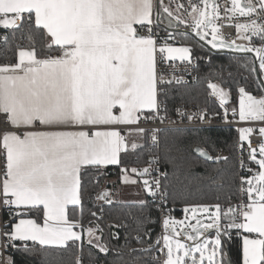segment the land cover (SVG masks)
I'll list each match as a JSON object with an SVG mask.
<instances>
[{
  "label": "snow or ice",
  "instance_id": "6c2138e0",
  "mask_svg": "<svg viewBox=\"0 0 264 264\" xmlns=\"http://www.w3.org/2000/svg\"><path fill=\"white\" fill-rule=\"evenodd\" d=\"M165 14L169 26L177 29L167 39L187 36L178 31L184 26L197 42L206 41L212 49L255 53L252 66L240 57L235 62L249 75L264 77V0H228L223 16L217 0H188L186 4L169 0V5L163 0H0V26L13 33L25 29L28 40L27 46L16 44L14 63L0 64V209L9 216L0 225V249L22 246L31 251L28 242H32L44 250L72 242L82 252L86 242L104 256L112 252V264H148L149 259L151 264H233L229 244L235 233L242 238L238 264H264V84L260 96L239 87L238 111L231 109L233 117L238 115L237 123L251 125L238 128L236 142L240 169L250 174L239 177L236 192L230 191L223 202L217 196L213 205H186L184 212L192 213L186 218H194V223L163 214L162 232L153 240L145 223L148 217L143 215L149 202L161 213L168 207L171 182L161 165L175 171L179 163L192 167L191 161L150 155L143 167H120V183L141 185L150 198L135 202L141 216L131 239L141 246L128 247L127 258L119 248L110 247L111 240L120 239L119 232L105 239L106 227H121L103 223L105 206L117 203L113 192L105 187L94 197L85 195V176L90 170L97 173L95 187L103 169L121 166L122 154L144 147L130 137L159 144V127L140 126L168 119L167 92L162 86L173 80H165L162 74L158 80L157 51L167 54L164 60L192 64L191 46L157 47L154 24L158 27ZM237 14L245 22L230 26L235 27L236 38L247 44L224 39L217 23L232 21ZM253 37L259 38L258 46ZM8 40L7 35L0 37L6 45ZM173 79L182 85V78ZM207 87L227 120L229 91L211 81ZM176 112L190 122L208 117L207 110L177 108ZM253 137L258 138L255 146ZM192 151L206 162L228 159L212 156L199 145ZM245 151L256 168L245 163ZM212 171L206 169V178L222 184ZM86 198L99 208V213L88 210L87 227ZM0 264L13 262L7 257ZM75 264H82L80 255Z\"/></svg>",
  "mask_w": 264,
  "mask_h": 264
},
{
  "label": "trees",
  "instance_id": "16d2710c",
  "mask_svg": "<svg viewBox=\"0 0 264 264\" xmlns=\"http://www.w3.org/2000/svg\"><path fill=\"white\" fill-rule=\"evenodd\" d=\"M163 30L162 27H156ZM181 28H185L182 27ZM185 30H189L185 28ZM2 36L7 35L8 44L0 41V64L14 63L16 60V44L27 46V33L25 29L16 31L0 30ZM21 32L25 33V38L21 39ZM187 32V31H179ZM177 33V31H173ZM187 36L175 35V41L167 40L166 43H173L176 45H185L192 47V59L195 62V71L197 74V81L194 84H169L166 86L167 98L166 103L168 107V114H172L177 104L196 105L198 107L207 108L210 111H219V107L208 98L209 81L217 83L219 86L228 90L230 105L237 103V96L239 87H245L246 90L253 95L260 96V85L255 75H249L240 64H237L236 58L240 57L246 60L250 66L253 65V59L250 55L245 53H232L225 50H218L212 52L205 49L200 41L194 38V34L190 31ZM36 43L40 45L39 36L36 37ZM39 50V47H38ZM53 54V53H52ZM164 99V97H163ZM141 147L135 151L130 150L127 154H122L121 166L144 165L148 157L152 153L158 154L161 158L166 155L176 158L178 161H191L192 167L188 163H179L177 169L167 165H162L164 169L169 172V180L171 187L169 188V202L168 205L176 209V214L180 216L182 210L186 205L193 204H208L213 205L217 203V196L223 197L229 192H236V169L238 152L236 150V133L232 128H197V129H165L161 132L160 143L156 148L148 146L142 140ZM196 145L203 147L214 156L220 150L229 152L228 159L220 162L208 161L197 156L192 148ZM121 166H107L100 174L99 184L95 185L97 173L95 170H90L85 176V185L87 191L86 197L90 194L95 196L96 193L107 188L108 182L118 174V169ZM206 169L213 170L211 175L214 178L222 180V184L214 183L212 180L206 178ZM219 170L218 172L215 170ZM116 186V185H115ZM115 188V187H114ZM146 199H148L146 197ZM117 203L112 207L105 206L104 221L121 225L125 223L127 227L121 226L117 231L120 234L119 240H111L110 247L119 248L125 258H127L128 247H140L134 239L135 229L137 227V218L141 216V208L135 202H122L116 200ZM85 227L88 225V210L99 212L98 207H92V201L85 199ZM70 216L72 215L71 206ZM143 215L148 217L145 221L147 227L152 230V238L159 235V215L153 204L149 202L148 206L143 209ZM35 218L36 214H32ZM2 221L9 219L6 211L1 210ZM40 222V221H39ZM111 228H105V239L110 235ZM129 237V242L125 243V236ZM214 235V233H213ZM79 242H77L78 244ZM242 248V238L233 234V239L229 244V258L233 264H238L237 257ZM31 251H25L23 248L17 249L13 254V264H75V256L79 253L83 257V264H112L114 255L110 252L107 256L99 254L96 249L91 248L87 243L84 244L83 251L80 252L76 245L68 242V246L64 248L46 247L41 250L40 246ZM139 255V254H136ZM151 257V254H148ZM99 256V260L96 257ZM148 264H151L149 259Z\"/></svg>",
  "mask_w": 264,
  "mask_h": 264
},
{
  "label": "built area",
  "instance_id": "2783aa9c",
  "mask_svg": "<svg viewBox=\"0 0 264 264\" xmlns=\"http://www.w3.org/2000/svg\"><path fill=\"white\" fill-rule=\"evenodd\" d=\"M242 1H243V3L247 2V0H242ZM179 2H182V3L186 4L188 2V0H179ZM217 2L220 5L221 15L223 16V8H224L226 2H228V0H217ZM243 22H245V18L244 17H239V15H237V17L234 18L232 21H229V20H226V19H220V20H218L217 23L222 26L221 27V33H222L223 38L226 39L227 41H233L236 38V29H235L234 26H230V25H234L235 23H243ZM154 31L157 34V36L159 37L158 46L157 47H159V45H161V44H166V42L168 40L167 39V35H168L169 32H172V31L166 30V29L159 30V29L156 28L155 25H154ZM0 37H2V32L1 31H0ZM259 42H260L259 38L253 37V43L257 44ZM54 54L55 53H53V55ZM162 56H166V55L165 54H160L157 51V73H158V77L157 78H158V80L160 79L161 74H162L163 78L165 80H173L172 84H176L175 80L173 79V77L182 78V80H183L182 84H189V83L194 84V83H196L197 74H196V71H195L194 59H192V64L189 65L186 62H181L179 60H175V61L164 60V59H162ZM7 63H9V62H7ZM167 85H169V84H165L162 87L166 90V86ZM158 87H161V86L158 84ZM210 92H211V90L209 89L208 98H209V100H211L213 103H215L219 107V111L213 112V111L208 110L207 108L198 107L196 105L177 104L175 106L172 114H168L167 113L168 119L164 120V122L162 124L159 121H156L155 123H151V122L147 123V124H143L142 123L140 126L141 127H146V128L159 127L161 129V131L159 132V143H160L161 132L163 130H165V129H197V128H219V127L232 128L235 131V133H236V142H237V139H238V128L243 127V126H251V125H247V124H244V123H237L236 122V121H238V115L236 117H233V115L231 114V109L233 108V105H230L229 98H228V104H227V106L229 108V113H228V116H227V120H225L224 110L219 106L218 99L215 98L214 96L210 95ZM161 99H163V97H161ZM177 108L181 109V111H185L186 110V111H189V112H198V111H201V110H207L208 117H210L211 119L206 117L205 120L202 121V122L200 120H198V119H193L190 122L186 118L185 119H181V117L179 115H177V112H176ZM2 119H3V117H0V120H2ZM256 123H257V126H258V122H256ZM2 128H3V124L0 123V129H2ZM257 139H258L257 137H253V146L256 145ZM147 144H148V146L153 147V148H156V147L159 146V144L158 145H152L150 141H148ZM245 149H247V144L246 143H245ZM151 155L159 156L156 153H152ZM216 155H221V156L228 157L229 152L225 151V150H220ZM216 155H214V156H216ZM247 155H248V153H247V151H245V153H244L245 163L249 164V166L252 167V168H256L254 164H251V163L248 162ZM238 156H239V153H238ZM213 162H215V161H213ZM2 163H3V160H2V158H0V164H2ZM143 166H145V164L144 165L121 166V167H128V168L137 167V168H140V167H143ZM161 170H165L162 165H161ZM249 174L250 173H248L246 171H242L240 169V166H239L238 162H237V169H236L237 188L239 187V177L241 175H249ZM119 176H120V167L118 169V174L113 179H111L108 182L107 188L109 190H111L113 192V194H114V187H115L116 183L119 180ZM148 199L150 200V198H148ZM153 206L156 209L155 205H153ZM1 210L2 209H0V225L3 224V221H2V218H1ZM169 210H171V211H169ZM178 210H180V209H176V208L168 205V207H167V209H165L164 213H161L160 211H157L158 215H159V235L162 232V227H161V217H162V215L163 214H168V215H171L173 218L180 217V216H178L176 214V211H178ZM108 224H109V222H106V225H108ZM124 225H125V223L121 224V226H124ZM119 229H120V227L119 228H116V227L111 228L110 234L112 232H117ZM161 243H162V241H161ZM38 246H39L38 244L37 245H33L32 242H28V247L29 248H36ZM20 248H23V247L21 246ZM16 250L17 249H12V248H9L7 251H4L3 249H0V261H3L7 257H10L11 260H12L13 259V254H14V252ZM78 255L81 256L82 264H83L82 255L80 253ZM76 258H77V255L75 256V261H76ZM161 259H163L162 256H161Z\"/></svg>",
  "mask_w": 264,
  "mask_h": 264
},
{
  "label": "crops",
  "instance_id": "0c3cea01",
  "mask_svg": "<svg viewBox=\"0 0 264 264\" xmlns=\"http://www.w3.org/2000/svg\"><path fill=\"white\" fill-rule=\"evenodd\" d=\"M157 2V0H154V3H156ZM242 3H243V1H242ZM164 4L165 5H169V0H164ZM171 7H173V4L171 5ZM238 15V14H237ZM154 19H155V17H154ZM155 25V24H154ZM159 27H162L163 29H166V30H170L169 28L171 27V26H169V24H168V18H167V16H166V14L165 15H163L161 18H160V21H159ZM169 27V28H168ZM182 27H184V26H182ZM171 28H173V27H171ZM180 29H184L185 30V28H181L180 27ZM0 30H5L2 26H0ZM171 31V30H170ZM236 39V38H235ZM166 44H169V45H172V46H175V47H180V46H185V45H176V44H173V43H166ZM239 44V43H238ZM165 55H167L166 53H165ZM131 140H135L138 144H141V142H142V140L143 139H140L139 137H130V141ZM255 165V164H254ZM255 167H257L256 165H255ZM119 188H124V192L122 193V194H132V193H134L135 191L136 192H141V193H143L142 192V190H141V185H124V184H121L120 183V181L118 180V182L116 183V186H115V188H114V196H113V198L115 199V200H117V193H118V191H117V189H119ZM143 195H144V199H146V197H145V194L143 193ZM122 202H137V201H122ZM184 210V209H183ZM183 210H182V212H183ZM181 216V215H180ZM40 222H42V221H40ZM193 223V222H192ZM78 231H79V229H77ZM86 243V242H85Z\"/></svg>",
  "mask_w": 264,
  "mask_h": 264
},
{
  "label": "rangeland",
  "instance_id": "374dc122",
  "mask_svg": "<svg viewBox=\"0 0 264 264\" xmlns=\"http://www.w3.org/2000/svg\"><path fill=\"white\" fill-rule=\"evenodd\" d=\"M163 2H164V0H163ZM172 8H175V4H173V7ZM208 39H211V36H209ZM235 42L236 43H239V44H247L248 43L245 40H241V39H237V38L235 39ZM259 44H260V42L257 43V44H255V45L258 46ZM208 46L211 48L210 45H208ZM213 50L218 51V50H222V49H213ZM251 55L255 58V53H251ZM257 66H258V62H257ZM260 78H261L262 83L264 84V77H260ZM233 107H235L237 109V111H238V96H237V103L235 105H233ZM123 190H124V188L117 189V191H118V193H117V200L118 201H139L141 199H144V195L141 192H136L135 191L132 194H126V193L125 194H122L124 192ZM191 216H192V213L191 212L185 213L184 210H183L181 216L180 217H175V219L176 220H179V221H184L185 224H187L189 222H193L194 223L195 222V219L194 218L191 219V221H189V219L186 218V217H191ZM197 216H199V213H197Z\"/></svg>",
  "mask_w": 264,
  "mask_h": 264
},
{
  "label": "water",
  "instance_id": "95a60500",
  "mask_svg": "<svg viewBox=\"0 0 264 264\" xmlns=\"http://www.w3.org/2000/svg\"><path fill=\"white\" fill-rule=\"evenodd\" d=\"M169 28V27H168ZM172 32L173 31H177V29H175V28H169ZM178 31H187V32H190L191 30L189 29V30H184V29H180L179 28V30ZM200 44L205 48V49H208V50H210V51H212V52H215V50H213L212 48H210L207 44H206V41H200ZM223 50H225V51H227V52H232V53H238V52H236L235 50H233V49H223ZM245 54H247V55H250L251 57H252V59H253V61H254V57L251 55V53H245ZM256 66H257V64H256ZM257 68H258V66H257ZM256 76V79H257V81H258V83H259V85H260V87H261V85L263 84L262 83V81H261V78H260V76H258V75H255ZM196 154V153H195ZM197 155V154H196ZM198 156V155H197ZM200 158H202V157H200Z\"/></svg>",
  "mask_w": 264,
  "mask_h": 264
}]
</instances>
